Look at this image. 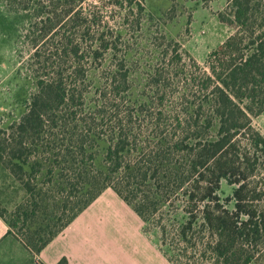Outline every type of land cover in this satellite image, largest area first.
<instances>
[{"label": "trees", "instance_id": "obj_1", "mask_svg": "<svg viewBox=\"0 0 264 264\" xmlns=\"http://www.w3.org/2000/svg\"><path fill=\"white\" fill-rule=\"evenodd\" d=\"M5 1L32 17L26 68L37 87L26 112L0 135V162L28 192L9 217L0 203L8 232L40 252L113 188L146 222L182 202L171 243L170 224L164 217L158 223L173 264H199L176 255H209L208 264L257 259L264 246V175L253 159L264 154V135L253 116L264 111V0H229L231 13L219 18L235 32L209 53L207 69L192 59L175 107L163 97L154 110L153 97L121 94L129 87L126 73L110 77L86 109L84 62L117 47L109 24L98 20L101 10H88L84 0ZM126 1L143 11L138 0ZM92 32L91 50L81 38ZM223 178L237 184L234 208L218 194ZM57 264H68L67 257Z\"/></svg>", "mask_w": 264, "mask_h": 264}, {"label": "rangeland", "instance_id": "obj_2", "mask_svg": "<svg viewBox=\"0 0 264 264\" xmlns=\"http://www.w3.org/2000/svg\"><path fill=\"white\" fill-rule=\"evenodd\" d=\"M111 1L83 3L88 10H101L98 20L104 18L109 24V36L117 46L97 61L84 62L86 72L80 77V86L88 89L86 109L98 100L100 89L110 77L116 74L122 79L125 73L129 87L122 95L141 101L153 97L152 110L154 106L161 108L163 103L175 107L179 103L175 95L186 88L185 78L193 67L192 59L207 69L209 53L235 32L219 18L221 11L231 13L229 0H138L144 6L143 11L130 7L126 0L125 7ZM31 18L19 4L10 6L0 0V135L26 112L37 88L26 68L33 52L32 41L26 34ZM94 35L92 32L84 40L81 38L91 50L96 46ZM253 125L264 135V111L253 116ZM253 162L264 175V154L255 156ZM236 186L226 178L221 180L218 194L229 208L235 207ZM27 197L20 181L0 162V203L6 209V217ZM181 206L178 200L170 210L150 215L146 222L113 188H108L77 216L62 238L73 242L83 235L90 236L92 248L114 251L120 256L113 259L127 264H173L166 255L170 246L164 245L158 223L164 217L163 222L170 224L171 243L175 237L173 224L181 217ZM5 225L9 226L0 216V234ZM259 251L258 258L249 264H264V246ZM176 256L182 263L195 258L199 264L209 262V255Z\"/></svg>", "mask_w": 264, "mask_h": 264}, {"label": "crops", "instance_id": "obj_3", "mask_svg": "<svg viewBox=\"0 0 264 264\" xmlns=\"http://www.w3.org/2000/svg\"><path fill=\"white\" fill-rule=\"evenodd\" d=\"M69 227L70 225L43 250L36 252L14 233H9L10 227L5 225L0 234V264H57L64 256L67 257L68 264H127L126 261H115L113 258L120 254L114 251L105 252L92 248L90 236L83 235L68 242L62 237Z\"/></svg>", "mask_w": 264, "mask_h": 264}]
</instances>
